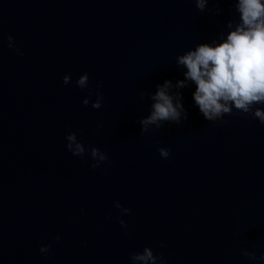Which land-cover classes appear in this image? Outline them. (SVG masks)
Wrapping results in <instances>:
<instances>
[{
    "label": "water",
    "instance_id": "obj_1",
    "mask_svg": "<svg viewBox=\"0 0 264 264\" xmlns=\"http://www.w3.org/2000/svg\"><path fill=\"white\" fill-rule=\"evenodd\" d=\"M234 4L0 0V264H132L145 246L167 264H264V125L235 108L206 120L195 85L175 86L177 56L226 34ZM166 79L187 118L142 132ZM92 147L108 156L95 169Z\"/></svg>",
    "mask_w": 264,
    "mask_h": 264
},
{
    "label": "clouds",
    "instance_id": "obj_2",
    "mask_svg": "<svg viewBox=\"0 0 264 264\" xmlns=\"http://www.w3.org/2000/svg\"><path fill=\"white\" fill-rule=\"evenodd\" d=\"M194 2L195 7L203 11L208 0ZM234 8L238 13V21L235 24L228 21L229 31L226 34H221L218 40L211 43H199L177 56V65L183 66L185 71L184 79L177 80L175 86L185 87L188 81L195 85L192 99L206 120L230 113L232 108H235L264 125V0H235ZM88 79V73L84 72L75 80V85L80 89L88 88ZM62 82L67 85L69 76L65 75ZM101 86L102 82L98 81L95 88L97 99L92 104L96 109L101 107L103 99ZM171 86L172 82L166 79L162 85L158 84L155 93L151 94L153 103L150 114L140 120L142 132L152 124L159 127L162 121L179 122L182 113L187 118L180 94L177 93L174 97L168 91ZM92 91L89 88V95ZM88 103L85 98L83 104L87 106ZM66 140L67 150L73 156L83 159L85 147L82 142L77 141L75 134L69 133ZM158 152L162 158L169 156L168 148L159 147ZM90 155L95 161L89 165L93 169L98 168L101 162L108 161L107 154L96 147L91 148ZM113 203L122 214L129 213L130 210L123 207L119 201ZM117 219L126 229L125 221L119 217ZM55 239L59 240L60 237L56 236ZM49 247V244L40 245V253L46 255ZM259 258L264 260V253ZM129 260L132 264H167L162 255H154L148 246H145L142 252L130 253Z\"/></svg>",
    "mask_w": 264,
    "mask_h": 264
}]
</instances>
